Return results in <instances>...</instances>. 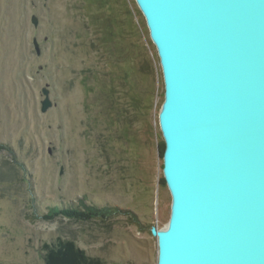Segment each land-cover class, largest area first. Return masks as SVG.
Wrapping results in <instances>:
<instances>
[{"label": "rangeland", "instance_id": "374dc122", "mask_svg": "<svg viewBox=\"0 0 264 264\" xmlns=\"http://www.w3.org/2000/svg\"><path fill=\"white\" fill-rule=\"evenodd\" d=\"M165 99L137 0H0V264H45L42 246L58 237L107 264H159L173 203ZM83 203L126 213L41 219Z\"/></svg>", "mask_w": 264, "mask_h": 264}, {"label": "water", "instance_id": "95a60500", "mask_svg": "<svg viewBox=\"0 0 264 264\" xmlns=\"http://www.w3.org/2000/svg\"><path fill=\"white\" fill-rule=\"evenodd\" d=\"M137 3L166 85L173 203L157 232L159 264H264V0ZM42 94L46 113L49 89Z\"/></svg>", "mask_w": 264, "mask_h": 264}, {"label": "trees", "instance_id": "16d2710c", "mask_svg": "<svg viewBox=\"0 0 264 264\" xmlns=\"http://www.w3.org/2000/svg\"><path fill=\"white\" fill-rule=\"evenodd\" d=\"M1 170V169H0ZM2 183L5 181L0 180ZM121 210L112 207L98 208L83 203L81 207H55L43 215L41 219L53 221L64 218L82 224L101 223L106 224L114 217L122 215ZM43 260L45 264H107L98 257L90 256L84 249L80 248L72 239L62 237L55 241L44 243L42 246Z\"/></svg>", "mask_w": 264, "mask_h": 264}, {"label": "bare ground", "instance_id": "6f19581e", "mask_svg": "<svg viewBox=\"0 0 264 264\" xmlns=\"http://www.w3.org/2000/svg\"><path fill=\"white\" fill-rule=\"evenodd\" d=\"M170 189V188H169ZM170 192H171V190H170ZM171 194H172V192H171ZM175 199H176V197H175ZM175 213V212H174ZM171 215H172V213H171Z\"/></svg>", "mask_w": 264, "mask_h": 264}]
</instances>
